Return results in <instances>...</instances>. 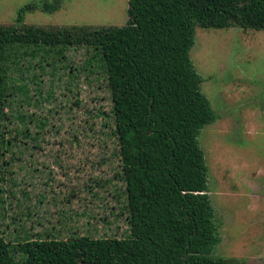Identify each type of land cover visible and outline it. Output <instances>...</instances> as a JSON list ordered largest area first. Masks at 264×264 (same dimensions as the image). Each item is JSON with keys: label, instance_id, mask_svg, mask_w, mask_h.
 I'll list each match as a JSON object with an SVG mask.
<instances>
[{"label": "rangeland", "instance_id": "374dc122", "mask_svg": "<svg viewBox=\"0 0 264 264\" xmlns=\"http://www.w3.org/2000/svg\"><path fill=\"white\" fill-rule=\"evenodd\" d=\"M43 1L0 0V25L27 3L22 22L41 28L126 19L127 0H56L49 11ZM1 56L22 87L2 109L13 115L3 137L11 128L17 139L0 149V237L12 264L27 259L22 244L43 239L89 242L91 263L74 264H125L124 180L98 48L8 45ZM188 58L215 115L196 135L219 238L212 255L264 264V29L194 26Z\"/></svg>", "mask_w": 264, "mask_h": 264}, {"label": "trees", "instance_id": "16d2710c", "mask_svg": "<svg viewBox=\"0 0 264 264\" xmlns=\"http://www.w3.org/2000/svg\"><path fill=\"white\" fill-rule=\"evenodd\" d=\"M56 3L43 1L39 8L53 10ZM34 7H19L10 24L0 25L1 48L84 44L99 50L124 180L125 264L235 262L212 255L219 238L196 135L215 115L199 89L188 50L194 26L263 30L264 0H127L124 24L99 28L24 24L22 13ZM9 62L0 63V149L16 142L14 129L3 137L13 115L2 109L22 90L10 80L14 63ZM24 244L23 264H74L82 257L91 263L86 240L80 247L71 239ZM0 264H12L1 237Z\"/></svg>", "mask_w": 264, "mask_h": 264}]
</instances>
